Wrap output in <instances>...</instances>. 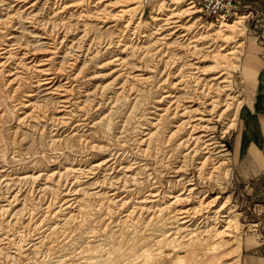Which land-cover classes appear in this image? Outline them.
Here are the masks:
<instances>
[{
  "label": "rangeland",
  "instance_id": "374dc122",
  "mask_svg": "<svg viewBox=\"0 0 264 264\" xmlns=\"http://www.w3.org/2000/svg\"><path fill=\"white\" fill-rule=\"evenodd\" d=\"M32 3H35L33 15L36 14L38 20L48 24L47 30L34 28L29 20L24 19L26 13L22 10ZM108 3H114V6L105 8L104 5ZM174 5L185 9L192 4L171 1L144 7L142 0H107L105 3L102 0H30L26 3L0 0V46L13 35L11 39L15 42L34 43V46L41 49V55L50 54L51 51L45 48L60 46L58 42L62 37L66 40L59 52L66 48L64 44L70 45L72 40L75 42L72 47L76 48H73L72 53L66 54L71 50L68 49L65 53L54 54L51 61L55 68H67L65 73L62 72L60 82L64 83L67 77H74L70 78L74 88L69 93L73 100L68 110L58 108L61 91L48 92L43 83L37 87L33 82L34 77L29 74L24 75L22 84L15 90L17 85L8 82L10 76L7 70L11 64H0V105L3 108L0 111L3 114L0 117V177H3L2 174L30 171L47 177L71 165H85L87 170L97 164L96 161L110 157L117 159L114 169L104 166L87 178L80 176L75 188L80 189L77 196L81 200L82 210L74 211L72 217H69L68 209L64 206L72 194H62L67 190L65 182L50 184L54 186V193L40 196V201L35 199L36 195H28L13 203L10 195L15 188L0 190V207L9 208L8 214L0 213V264H242L241 252L245 237L254 235L264 239V177L258 185H253L251 181L244 183L238 179L233 167L235 135L242 107L241 90L238 87L239 60L247 33L252 29L249 24L255 18L254 15H262L264 10L257 4L242 7L240 2L239 12L220 22L224 19L216 20L194 6L195 12L182 19L186 29L179 32L183 36H171L167 44H164L165 50H160L162 54L175 58L166 69V65L153 54L162 46L158 37L167 33H158H161L160 30L165 32L162 30L164 18L170 15L168 9ZM7 6L11 7L6 9ZM232 21L237 22L226 32L228 39L217 41L220 48L224 47L223 54L233 53L225 62L217 63L212 56L215 53L210 52L212 48H208L210 37L200 36L202 33L214 34L223 28V23ZM53 28L49 34L48 29ZM84 29L88 31V36L80 38ZM31 32L33 35L38 33L47 37L33 36ZM184 35L187 36L185 38H193L187 41ZM87 49L89 51L83 54ZM78 55V61L71 65ZM193 55L207 56L208 59L200 64L202 69L211 71L216 66L215 71L227 78L223 85L235 103L234 109L223 119L210 122L209 126L214 129L203 136L213 138L215 146L223 150L221 154L225 156L220 161L225 162V169L216 173L217 179L214 182L220 183V186L212 190L207 189L205 181H198L201 190H198L200 194L196 205L221 196L216 207L227 201V210L231 212L230 218L234 219L232 223L235 228L231 237H225L223 233L216 236L214 233V238V230L220 232L223 228H218L217 223H206L202 218L192 227L196 229L197 240L188 243L181 241L184 244H179L173 256L168 257L170 250L161 252L156 249V244L161 246L157 241L161 237L156 233L153 235V226L146 227L144 220L134 225H123L121 222L125 219L127 207L122 209L120 204L131 193L122 190V186L127 183L123 171L118 170L123 166H133L136 183L139 182L136 187L138 190H144V185L153 182L167 184V181L173 179L171 176L168 178L167 170L172 164L180 165V161H183L179 157V141L187 139L189 145L194 147L196 141L190 139L189 135L194 133V137H197L200 132H190L192 128L188 126L182 131H175L177 123L173 124V119H166L157 127L153 125L156 115L161 112L160 107L165 106L158 101L169 90L168 85L162 83L166 78L162 74L165 69L178 68L188 77H207L205 81L216 73L206 71L205 75L193 74L197 72V69L191 68L193 62L190 59ZM115 57H122L123 63L119 65L120 61L114 60ZM108 61L112 62L106 64ZM118 74L122 76L114 79ZM135 75L148 77V80L137 83ZM183 87L177 92L182 103L192 95L191 89ZM29 93H33V96ZM28 99L37 107L34 112L25 106ZM187 101L186 104L190 105ZM26 111L34 117H25ZM67 111L73 119L57 132L48 120L62 117ZM40 113H44L46 118H37L41 116ZM233 118L234 125L225 132ZM78 122L86 124L78 126ZM149 131H158L155 140L143 143ZM172 133V140H168ZM52 137L60 141L51 144ZM122 144L123 147L120 146ZM19 158L25 160L19 162ZM195 158L193 164L200 165V155ZM221 190L222 193H219ZM95 191L98 194H92ZM47 203L52 204L49 213L52 216L41 209V206L46 208ZM30 204L39 207L33 218H39V222L42 218L45 220L41 230H46L47 224H53L51 227L57 225L51 231L46 230L38 246H30L32 240L38 241L36 238L40 236V230L35 229L37 226L33 220L24 218L18 222L12 220L8 224L13 214L20 213L21 209L30 207ZM66 215L68 219L61 221ZM153 218L154 222L161 220L157 216ZM48 220H51L50 223ZM7 237L12 239L7 240ZM147 249L151 251L146 252Z\"/></svg>",
  "mask_w": 264,
  "mask_h": 264
},
{
  "label": "bare ground",
  "instance_id": "6f19581e",
  "mask_svg": "<svg viewBox=\"0 0 264 264\" xmlns=\"http://www.w3.org/2000/svg\"><path fill=\"white\" fill-rule=\"evenodd\" d=\"M29 1L30 0H18L19 3H26ZM102 1L105 3V1L107 0ZM34 6L35 3L25 6V9L22 10V12L26 13L25 16H23L24 19L29 20L34 28L47 30V28H49L48 24L43 23L41 20H38L36 14L33 15L32 9L34 8ZM104 6L105 8L113 7L114 3H108ZM178 6L179 5H174L173 8L168 9L170 15H167L164 18V24L162 26V30H164L165 32L160 30L161 33H158V35L164 33L167 34L160 35L158 37V42H160L162 46L153 54L158 61L166 65V69L168 68V64L172 63L175 58H173L171 55L169 56L166 54H162V52L165 50L163 49L164 44H167L166 41L173 35L180 34V36H183L182 32H179L182 29H186V24L184 26V24L182 23L183 17L191 16L195 12L193 10L194 5H191L190 7L185 9H179ZM10 7L11 6H7L6 9H9ZM198 10L200 11V9ZM221 21L226 20H220V22ZM236 22H225L221 25V27L223 28L215 31L214 34L202 33L200 36L201 38L210 37V47L208 48H212L210 52L215 53L212 54V56L213 58H215V61L217 63L225 62V59H227V57H229V55L233 53L231 51L223 54L222 50L224 49V47L220 48V44L217 40L228 39V35L226 34V32H229V30L232 29L231 27H234ZM0 25H2L1 20ZM54 28L48 29L49 34L50 31L54 30ZM31 33L33 35V32ZM82 33L84 34L80 36V38L88 36V31H86L85 29L82 30ZM34 35L43 36L41 38L45 39L47 37L46 35L38 33ZM185 37L187 36L184 35L183 37L184 40L187 41L193 38ZM200 37H198L197 39H199ZM9 38L10 40L5 41V43L0 46V55L2 56L0 64H11V67H8L7 70V73L10 76V78L8 79L9 84L17 85L16 87H14V89L18 90L20 85L22 84L23 79L25 78L24 75L29 74L34 77L35 80L33 82L37 87L39 84L43 83L44 86H46V91L48 92L58 93L57 91H61L60 93L62 95L60 96V104L58 106L59 109L68 110L69 108H71L73 98L71 99L70 92L72 91L74 86L70 81L74 77H67L64 83L60 82L59 80L63 78L62 72L66 71L67 68L64 66H57L55 68L51 61L54 58V54H59L60 52L65 53V50L67 51L68 49L71 50H68L66 54L72 53L73 48L76 49L75 47H72V44H74L75 42L72 40L70 45L69 43L64 44V47L66 48L64 49L62 47L64 50L59 52V48L66 39L65 37L61 38L60 36H58V38H61V40L58 42L60 46L57 47V45H53L54 47L45 48L51 51L50 54L41 55V49L34 46V43L32 45L31 42H15L13 39H11L14 38L13 35ZM127 47L128 46H126L125 48ZM88 49L84 50L83 54L85 51L88 52ZM160 50H162V52ZM18 55H20V57H18ZM192 57L193 58L190 59V61L193 62L191 63V68L197 69V72L193 74L205 75L207 74L206 71H214L216 73L209 79H207V81H205L204 79H206L207 77L203 78L204 76L199 77L195 75L188 77L185 76L183 74V71L178 68L172 67V69L169 70L165 69L162 74H164L166 78L162 83L167 84L169 90L165 91V95L162 96V98L158 101L161 103V105L165 106L160 107L159 111L161 112L156 115L157 117L155 123L153 122V125L157 127L166 119H173V124L177 123L176 126H174L175 128H177L175 131H182L188 126L189 129L192 128L190 132H200L201 134L197 135V137H194V133H191L189 135L190 139H194V141H196L194 147H191V144L189 145V141L187 139H183L181 137L182 139L179 141L177 146L180 149L179 157H182L183 161H180L182 162V164L180 165H177L175 163L172 164L169 170H167L166 174H168V178L169 176L173 178L167 181V184L161 183L160 181L158 183L153 182L148 184L147 186L144 185V190H138V188L136 187L139 182L136 183L137 176L136 173H133V166H123L118 170L123 171V177L126 179L127 183L122 186V190L131 193V196L125 200H122L120 204L122 209L127 207V210L125 211L126 214L124 215L125 219H123L121 222L123 223V225L126 223L134 225V223L139 222L140 220L142 222V220H144V224L146 227H148L149 225L153 226V235L156 233L155 235L158 234V237H161L159 240H157L161 244V246H158L156 244V249H159L161 252L170 250V255H167L168 257L173 256L172 254L177 251L176 247L179 244L181 246L184 244L181 241L188 243L191 241L195 242L197 240L198 236L196 229L192 227L196 223V221L202 218L206 223H217L218 228H223V230H221L220 232H218V229L214 230V232L212 233V236L214 238H216L213 235L214 233L216 236H220L221 233H223L225 237H231L234 233L235 228L234 223H232L234 222V219L230 218L231 212L227 210L229 207L227 201L225 203H222L219 207H216V204L220 201L221 196H216L210 202L206 203L205 201L204 203L196 205V199L200 194V191L198 190H201L198 181H205L207 189L212 190L215 186H220V183L214 182V180L217 179L216 173H218V170L224 171L225 169V162H223V160L220 161L222 159L221 157L225 156V154H221L223 150H219L218 147L215 146L213 138H203V136H205V134L209 130L214 129L212 126H209L210 122L216 119H223L226 114L231 111V109H234L235 103L234 98L231 97V94H229L227 87L223 85V83L227 82V78L224 77L223 74L215 71L216 66L213 67L214 69L212 68L211 71L208 69H202V66H200V64L204 60L208 59V57L205 55H193ZM78 59L79 55L73 59L71 65H74V63H76ZM114 60H119V65L124 61L122 57H115ZM112 61H108L106 62V64L111 63ZM121 76L122 74H118L114 79H117ZM134 77L137 80H135L137 83L138 81L142 82L148 80V77L144 76L139 77L138 75H135ZM125 83L126 81L123 82V84ZM117 84L119 85V83ZM182 86H184L183 88H189L192 91V95H190L189 97H187L188 99H186L188 100L187 103L190 105L186 104V100L182 103V101L177 96V92L181 90ZM29 95L33 96V93H29ZM25 106H27L29 108L27 110H31V112H34L37 109L31 99H28V101L25 103ZM0 111H3L2 105H0ZM31 112L26 111L25 117H34ZM68 112L69 111H67V113L62 117H56L54 119L50 118L48 120V122L52 123V127L56 128L57 132L62 128L63 125L68 124L73 119L69 116ZM40 114L41 116L38 115L37 118H46V115L44 113ZM2 115L3 114L0 113V117ZM79 121H85V119H80ZM230 121L231 123L230 125H228L229 127L227 126V129H225V132H227L228 129H230V127L234 125V122H232L234 121V118L232 120L230 119ZM84 124L86 123L78 122V126ZM157 132L158 131H149L145 134V139L142 140V142H146L147 144L152 142L153 140H155ZM174 133L168 136V140H172ZM59 141L60 139L58 140L55 137H52V139H50L51 144H57ZM123 145L124 144L120 146L123 147ZM184 146H187L185 150ZM197 155H200V165H197V163L193 164V162L196 161L195 156ZM19 160V162H21L25 159L19 158ZM116 161V157H110L104 161H96L97 164L90 166L87 170L85 165H80L79 167H74L73 165H71L68 168L65 167L63 170H59L57 173H53L47 177L42 173L37 174L36 172L32 171L2 174L3 177H0V190L8 187L15 188L14 192L10 195V201L13 203L19 201L21 198H27L28 195H36L35 199L37 201H40V196L46 197L54 193L55 189L54 186H52L53 184L65 182L67 190L63 191L62 194L66 192H71L72 194L71 198L66 202L64 206L68 209L65 210L68 212V214H70L69 217H72L75 214L74 211L80 212L82 210V208H80L81 200L77 196L80 189L75 188V183L78 182L80 176L87 178L92 175V172H94L95 170H99L104 166L106 168L114 169ZM176 162H178V160ZM186 168L189 169H187V171L185 172L184 169ZM111 183L112 182H110L109 185H111ZM219 193H222V190L219 191ZM92 194L98 193L97 191H95ZM37 208L39 207L36 204H30V207L25 206L20 210V213L16 212L15 214H13L11 220L8 223L10 224L12 220H16L18 222L20 220H23L24 218H29L30 221L33 220L32 222L36 223L37 227L35 229H37V231L40 230L38 233L40 234V236L36 238L38 239V241H34L35 239H33L32 243H30V246H38L37 244L42 243L44 237L43 234L46 232V230L48 229L51 231V229L57 227V225L51 227L53 224H45L47 226V229L44 231L41 230L42 224L45 220L44 218H42L39 222V218H33V215L35 214V210ZM41 209L44 210L43 212L49 214L52 210V204L47 203L46 208L41 206ZM3 212H5V214H8L9 208L5 209L4 207H0V213ZM154 216L159 217L161 220L159 222H154ZM67 217L68 215L63 216L61 221L67 220ZM49 221L51 220H48V222ZM6 239L11 240L12 238L7 237ZM148 250L151 251V249H147L146 252H149ZM148 255L150 254L148 253Z\"/></svg>",
  "mask_w": 264,
  "mask_h": 264
},
{
  "label": "crops",
  "instance_id": "0c3cea01",
  "mask_svg": "<svg viewBox=\"0 0 264 264\" xmlns=\"http://www.w3.org/2000/svg\"><path fill=\"white\" fill-rule=\"evenodd\" d=\"M262 3V0H257ZM239 60L242 107L235 135L233 167L242 182L258 185L264 177V14L254 15ZM242 264H264V239L245 237Z\"/></svg>",
  "mask_w": 264,
  "mask_h": 264
},
{
  "label": "built area",
  "instance_id": "2783aa9c",
  "mask_svg": "<svg viewBox=\"0 0 264 264\" xmlns=\"http://www.w3.org/2000/svg\"><path fill=\"white\" fill-rule=\"evenodd\" d=\"M188 2L194 6H198L200 11L214 17L216 20L229 19L233 14H237L240 10L241 0H142V3L147 7L155 6L162 3ZM264 2V0H262ZM253 12V11H252Z\"/></svg>",
  "mask_w": 264,
  "mask_h": 264
},
{
  "label": "trees",
  "instance_id": "16d2710c",
  "mask_svg": "<svg viewBox=\"0 0 264 264\" xmlns=\"http://www.w3.org/2000/svg\"><path fill=\"white\" fill-rule=\"evenodd\" d=\"M248 4H257L258 6H260L263 10H264V4H261L259 2H257L256 0H241V6L242 7H246L248 6Z\"/></svg>",
  "mask_w": 264,
  "mask_h": 264
}]
</instances>
